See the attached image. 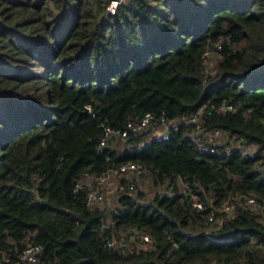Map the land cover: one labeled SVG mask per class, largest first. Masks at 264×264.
Masks as SVG:
<instances>
[{
    "label": "trees",
    "instance_id": "1",
    "mask_svg": "<svg viewBox=\"0 0 264 264\" xmlns=\"http://www.w3.org/2000/svg\"><path fill=\"white\" fill-rule=\"evenodd\" d=\"M110 1L0 0V264L25 241L42 247L38 264H264L263 215L245 199L264 208V0H129L114 13ZM220 40L206 73L202 53ZM223 99L236 109L205 126L255 153L201 148L183 124L100 146L107 126ZM130 161L170 192L129 191L107 209L76 189ZM229 198L223 223L209 221ZM125 231L126 247L106 245Z\"/></svg>",
    "mask_w": 264,
    "mask_h": 264
},
{
    "label": "built area",
    "instance_id": "2",
    "mask_svg": "<svg viewBox=\"0 0 264 264\" xmlns=\"http://www.w3.org/2000/svg\"><path fill=\"white\" fill-rule=\"evenodd\" d=\"M128 1L129 0H111L107 6V10L110 13H114L120 3ZM222 43V41H218L207 45L204 49L202 53V63L205 67L206 73L211 71V68L209 67L212 64V58L215 54L218 55V51L222 49ZM86 109L91 110V106L86 105ZM235 109L236 106L230 100L223 99L220 102L204 103L191 114L171 120L166 119L164 115H158L155 112L147 111L139 118L128 119L122 127L114 128L107 126L104 135L100 140V146L107 145L109 140H126L132 134L137 135L146 132L150 135V128V132L153 133V128H155L154 134L166 137L171 127H178L180 124H183L191 127V133L193 134L194 140L201 148L210 149V151H217V139L219 136L224 135V131L219 127L212 129L207 128L205 126V114L209 115L213 111L225 113ZM159 127L161 131H157ZM238 141V147L241 151L245 154H249V152H246L245 150V146L248 144H244L242 139ZM145 172L146 169L142 163L134 161L125 162L119 164L118 166L108 167L106 171L101 174L87 173L85 177L78 182L76 189L86 188L88 204L90 206H98L97 204L104 202L106 199L105 187H107V185L110 186L113 184L118 190L119 196H121V194H126L129 191H135L138 184L144 177ZM179 184L183 187L187 186L181 179L179 180ZM245 199L255 210H259L263 207L261 202L252 195L246 196ZM193 205L198 209H202L204 207L203 202L199 200H194ZM233 208V199L229 198L222 204L220 208L221 214L217 216L216 213L212 211L209 214L208 220L214 221L217 225H221L225 219L223 212H230ZM105 225L107 224H103L102 226ZM145 239L146 236L142 235L141 240L144 241ZM126 244L127 241L125 239V235L122 233L120 235H114L106 241V245L108 247H126ZM41 252L42 247L40 245L31 241H25V246L21 248L15 259H11L9 256H3L2 259L10 264H38Z\"/></svg>",
    "mask_w": 264,
    "mask_h": 264
},
{
    "label": "rangeland",
    "instance_id": "3",
    "mask_svg": "<svg viewBox=\"0 0 264 264\" xmlns=\"http://www.w3.org/2000/svg\"><path fill=\"white\" fill-rule=\"evenodd\" d=\"M218 58H219V56L217 54H215L213 56V58H212L213 61H212V64L210 65L209 68L214 67V65L217 62ZM154 129L155 128H153V133L150 132L151 128L149 129L150 135L154 134ZM157 131H161L160 127L157 129ZM144 137L148 138L149 134L145 132V136ZM224 141L225 142L230 141V144H231L232 147H235V146L239 145V141L238 140H235L233 138L230 139L229 136H227L226 134L219 136L218 139H217V143H223ZM109 142H111L114 145L113 147H119L120 148V147H123L125 145L124 140H121V139H118V140H115V141L109 140ZM245 150H246V152H249V153H255L256 146L254 144H248V145L245 146ZM115 183H117V182H115ZM137 188L134 191V194H136L138 191L144 192L145 195H146L145 197H146L147 201L151 200L152 198H154L156 192H158V191H161V192L163 191L164 193H169L170 192L169 190H167L165 188H161V187L160 188H155V187H153V185L151 184V182L149 180V177H147V176H144L142 178V180L138 184ZM105 191H106V194H105L106 195V199H105L104 202H102L100 204H97L98 207H101V208L106 207L107 209L115 208L116 205H117V199L119 198L118 190L112 184L110 186L107 185V187H105ZM258 212L263 215V219H264V208L259 209ZM122 234H124L125 236L126 235H130V234L132 235V233L130 231H125ZM145 236L148 239L147 235H145ZM137 240H138V247L142 248L143 245H144L143 241L141 240V238H140V242H139V239H137ZM135 242H136L135 237H131L128 240V245L132 246L133 243H135Z\"/></svg>",
    "mask_w": 264,
    "mask_h": 264
}]
</instances>
